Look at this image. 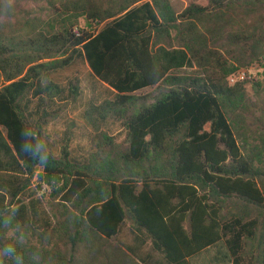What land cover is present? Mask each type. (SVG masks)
Masks as SVG:
<instances>
[{"label": "trees", "instance_id": "1", "mask_svg": "<svg viewBox=\"0 0 264 264\" xmlns=\"http://www.w3.org/2000/svg\"><path fill=\"white\" fill-rule=\"evenodd\" d=\"M255 64L264 0H0V264H151L125 225L156 264H264Z\"/></svg>", "mask_w": 264, "mask_h": 264}, {"label": "rangeland", "instance_id": "2", "mask_svg": "<svg viewBox=\"0 0 264 264\" xmlns=\"http://www.w3.org/2000/svg\"><path fill=\"white\" fill-rule=\"evenodd\" d=\"M200 0H169V2L171 3L173 9L176 12H181L183 11L190 3H197ZM263 74V70L262 68L259 66V64H255L250 66L247 69L244 70H239L238 72H236L234 75H232L231 77H229L228 82L230 84L231 80H242V79H256V80H262L264 78ZM177 75L180 76H190V77H197L200 75V72L196 69H188V70H182L180 72L177 73ZM154 90L155 88H151V89H146L143 90L139 93H137V96H149L154 94ZM61 123L58 124L57 127H60ZM46 193V194H45ZM49 193V189L44 187L42 189L41 192H39L40 195L45 194V198H47ZM118 242L124 246V247H129L132 248L133 250H136L137 253L139 254V256L141 258H148L149 259V263L153 264V263H160V258L157 254H155L150 245L148 243H145L144 245H139V242H135L131 230L129 228V225H125L122 230L120 231V235L118 236ZM147 260V259H146Z\"/></svg>", "mask_w": 264, "mask_h": 264}, {"label": "clouds", "instance_id": "3", "mask_svg": "<svg viewBox=\"0 0 264 264\" xmlns=\"http://www.w3.org/2000/svg\"><path fill=\"white\" fill-rule=\"evenodd\" d=\"M4 251H5V254L8 256H14L15 255L14 249H12V248H6Z\"/></svg>", "mask_w": 264, "mask_h": 264}, {"label": "water", "instance_id": "4", "mask_svg": "<svg viewBox=\"0 0 264 264\" xmlns=\"http://www.w3.org/2000/svg\"><path fill=\"white\" fill-rule=\"evenodd\" d=\"M46 163H48V159H47L44 155H42V156L40 157V164H41V165H44V164H46Z\"/></svg>", "mask_w": 264, "mask_h": 264}, {"label": "built area", "instance_id": "5", "mask_svg": "<svg viewBox=\"0 0 264 264\" xmlns=\"http://www.w3.org/2000/svg\"><path fill=\"white\" fill-rule=\"evenodd\" d=\"M240 80V79H239ZM237 81V80H236ZM235 82V80H231V83H234Z\"/></svg>", "mask_w": 264, "mask_h": 264}]
</instances>
